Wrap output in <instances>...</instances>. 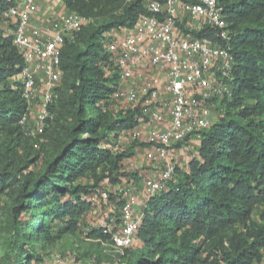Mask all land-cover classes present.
I'll list each match as a JSON object with an SVG mask.
<instances>
[{
  "label": "trees",
  "instance_id": "trees-1",
  "mask_svg": "<svg viewBox=\"0 0 264 264\" xmlns=\"http://www.w3.org/2000/svg\"><path fill=\"white\" fill-rule=\"evenodd\" d=\"M61 1L94 23L59 50L63 76L56 98L60 93L75 121L60 151L44 163L38 150L20 168L6 164L26 143L19 123L27 105L14 81L23 59L12 44L13 28L8 24V35L0 33V208L10 204L13 264L42 263L44 246L36 242L82 235L81 226L95 209L90 201L95 189L136 178L121 171L132 153L113 156L106 144L109 134L134 123L129 113L108 111L115 76L106 79L102 68L108 65L104 35L132 28L145 14L144 0ZM219 2L233 35L232 97L223 102L224 115L202 133L197 156L149 199L135 246L122 257L125 264H264V211L259 222L252 220L254 209L264 207V0ZM14 5V0H0V26L1 15ZM196 37L208 38L210 30ZM110 203L109 216L117 224L121 200L110 195L104 207ZM88 237L108 239L97 230ZM88 244L100 249L80 252L81 258L97 264L108 258L100 243Z\"/></svg>",
  "mask_w": 264,
  "mask_h": 264
},
{
  "label": "built area",
  "instance_id": "built-area-1",
  "mask_svg": "<svg viewBox=\"0 0 264 264\" xmlns=\"http://www.w3.org/2000/svg\"><path fill=\"white\" fill-rule=\"evenodd\" d=\"M144 10L132 28L104 35V77L115 76L108 111L129 113L134 123L109 134L106 144L113 156L132 153L123 159L121 171L136 178L97 188L90 196L95 209L81 226L82 237L100 243L108 257L100 264H125L122 257L135 246L149 199L186 168L187 158L197 156L202 133L218 122L223 112L219 105L233 94V35L219 0H144ZM39 11L40 0H18L1 15V22L12 26V44L23 59L14 81L27 105L19 123L25 136L42 133L52 118L63 76L60 48L94 23L66 8L42 22ZM206 28L214 40L196 37ZM110 195L121 200L117 224L109 216L112 203L104 207ZM91 230L108 239H90ZM79 253L52 251L40 264H97Z\"/></svg>",
  "mask_w": 264,
  "mask_h": 264
},
{
  "label": "rangeland",
  "instance_id": "rangeland-1",
  "mask_svg": "<svg viewBox=\"0 0 264 264\" xmlns=\"http://www.w3.org/2000/svg\"><path fill=\"white\" fill-rule=\"evenodd\" d=\"M224 105H219V110L223 109ZM225 113V108L221 115ZM221 116V117H222ZM74 119L73 112L62 105L60 102V93L57 94L56 102L54 103L52 109V118L49 124L46 126L47 129L42 133L34 136H25L26 143L18 151V156H16L14 162L9 164V169L17 167L20 168L27 161L33 158L36 151L42 152L41 159L43 163L54 157L61 149L62 144H64L68 139V129L71 127ZM31 129H28V132ZM28 152V154H27ZM190 157V156H189ZM188 161V158L186 159ZM10 204H5L0 208V264H13V254L10 252V245L12 242V231L10 227ZM264 211V207H256L252 213V220L254 222H259V215ZM82 232V228L80 230ZM82 235L80 232L74 236H63L61 238L53 240L50 244H44L42 242H36L34 245L42 249L44 254L49 252H65L69 250L78 249L80 252H88L97 249L96 245L85 243L82 240ZM100 249V248H98ZM102 250V249H101ZM131 254H129L130 257ZM127 260V259H126Z\"/></svg>",
  "mask_w": 264,
  "mask_h": 264
},
{
  "label": "crops",
  "instance_id": "crops-1",
  "mask_svg": "<svg viewBox=\"0 0 264 264\" xmlns=\"http://www.w3.org/2000/svg\"><path fill=\"white\" fill-rule=\"evenodd\" d=\"M15 3L18 0H14ZM65 6L61 0H40V11L38 13L39 19L42 22H48L56 18L59 13L63 12ZM8 23H3L0 26V33L8 35Z\"/></svg>",
  "mask_w": 264,
  "mask_h": 264
}]
</instances>
